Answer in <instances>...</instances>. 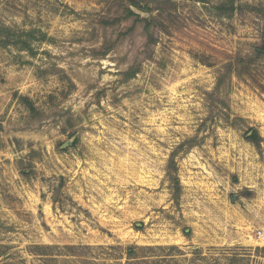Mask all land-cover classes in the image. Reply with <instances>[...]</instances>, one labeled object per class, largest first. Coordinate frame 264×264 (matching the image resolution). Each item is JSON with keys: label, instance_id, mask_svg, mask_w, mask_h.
<instances>
[{"label": "rangeland", "instance_id": "374dc122", "mask_svg": "<svg viewBox=\"0 0 264 264\" xmlns=\"http://www.w3.org/2000/svg\"><path fill=\"white\" fill-rule=\"evenodd\" d=\"M260 8L0 0V264H264Z\"/></svg>", "mask_w": 264, "mask_h": 264}, {"label": "trees", "instance_id": "16d2710c", "mask_svg": "<svg viewBox=\"0 0 264 264\" xmlns=\"http://www.w3.org/2000/svg\"><path fill=\"white\" fill-rule=\"evenodd\" d=\"M198 1L205 2V0H198ZM132 5H134L135 7H138V8L141 7L138 3H135V2ZM144 9H147V6ZM257 11L262 17L263 28H262V33H261L260 45L257 48H255V53L258 57H264V8H260ZM251 139H252L253 143L256 142L257 135L255 132H253V134L251 135ZM136 250H137L136 246L128 247L125 249V251H126L125 254H126L128 261H130L132 258H134V255L136 254ZM261 250L264 251V248H262Z\"/></svg>", "mask_w": 264, "mask_h": 264}]
</instances>
